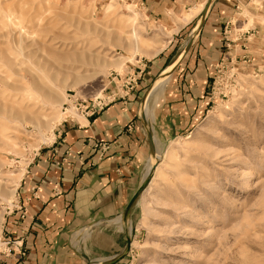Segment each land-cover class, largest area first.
Here are the masks:
<instances>
[{"label": "rangeland", "instance_id": "374dc122", "mask_svg": "<svg viewBox=\"0 0 264 264\" xmlns=\"http://www.w3.org/2000/svg\"><path fill=\"white\" fill-rule=\"evenodd\" d=\"M218 1L199 0L184 12L200 8L193 22L170 28L124 0H0V260L12 253L5 228L18 188L58 126L82 121L78 104L116 92L126 67L160 55L175 78L201 68L200 56L214 66L210 101L186 132L160 131L168 81L148 129L141 120L159 161L144 177L148 144V184L130 219L113 221L114 255L130 220L119 264H264V0L236 1L219 60L197 44Z\"/></svg>", "mask_w": 264, "mask_h": 264}, {"label": "crops", "instance_id": "0c3cea01", "mask_svg": "<svg viewBox=\"0 0 264 264\" xmlns=\"http://www.w3.org/2000/svg\"><path fill=\"white\" fill-rule=\"evenodd\" d=\"M124 1L135 4L148 22L170 28L187 23L200 11L196 7L184 13L199 0ZM236 1L215 2L203 25L197 44L214 59H220L222 32L230 24L228 15ZM245 40L248 42L249 37L243 35V47L247 46ZM165 59L158 55L129 65L120 79L135 75L137 81L130 92L124 94L117 86L119 97L103 110L58 126L18 188L16 210L5 228L12 253L1 258L0 264H83L84 256L89 255L105 264H119L126 258L130 220L121 228L125 246L116 255L118 231L113 221L120 217L125 223L130 219L131 210L127 215L124 210L143 180L149 153L139 104L152 80L164 69ZM209 65L200 56L201 68H185L176 78L171 75L168 79L173 83L155 119L160 131L186 132L187 126L203 115L210 101L207 94L214 69ZM79 230L86 234L83 244L75 241Z\"/></svg>", "mask_w": 264, "mask_h": 264}, {"label": "bare ground", "instance_id": "6f19581e", "mask_svg": "<svg viewBox=\"0 0 264 264\" xmlns=\"http://www.w3.org/2000/svg\"><path fill=\"white\" fill-rule=\"evenodd\" d=\"M174 68H175V63L170 64L167 67H165L159 73V75L154 79V81L148 86V88L142 95V98L139 104V116L145 126V129H148L147 127H149V123L152 120L151 118L152 110L156 106V103L158 102V100L160 99V96L162 95V92L168 83V79L171 77V75L174 72ZM152 143H153V150H152L150 157L148 158L149 163L146 167L144 177L148 175H154L155 168L158 165V161H159L158 150H156L154 138L152 140ZM12 180H15V179L12 178Z\"/></svg>", "mask_w": 264, "mask_h": 264}, {"label": "built area", "instance_id": "2783aa9c", "mask_svg": "<svg viewBox=\"0 0 264 264\" xmlns=\"http://www.w3.org/2000/svg\"><path fill=\"white\" fill-rule=\"evenodd\" d=\"M137 79L135 78V75L130 74L126 77V79L121 84L124 91V94H127L130 92ZM120 95V91L117 90L115 93L111 94H102V96H96L94 99H92L89 104H78L80 108H83V116L85 118H90L94 116L96 113L103 110L105 107L110 105L112 102H114Z\"/></svg>", "mask_w": 264, "mask_h": 264}, {"label": "water", "instance_id": "95a60500", "mask_svg": "<svg viewBox=\"0 0 264 264\" xmlns=\"http://www.w3.org/2000/svg\"><path fill=\"white\" fill-rule=\"evenodd\" d=\"M148 144H149V148H150V155L152 153L151 150V143H150V139L148 138ZM148 178H146L144 180V182L141 184V186H139V188L136 190V192L134 193V195L131 197V199L129 200L127 206L125 207L124 210V214L127 215L130 211V209L132 208V206L134 205V203L136 202V200L138 199V197L142 194V192L145 190L147 184H148Z\"/></svg>", "mask_w": 264, "mask_h": 264}]
</instances>
